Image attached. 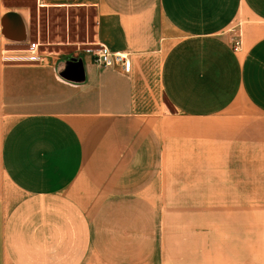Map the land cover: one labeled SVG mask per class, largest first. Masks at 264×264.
Segmentation results:
<instances>
[{
	"label": "crops",
	"instance_id": "obj_1",
	"mask_svg": "<svg viewBox=\"0 0 264 264\" xmlns=\"http://www.w3.org/2000/svg\"><path fill=\"white\" fill-rule=\"evenodd\" d=\"M8 2L0 264H264V0L24 1L93 15L129 70L3 61L31 42Z\"/></svg>",
	"mask_w": 264,
	"mask_h": 264
},
{
	"label": "rangeland",
	"instance_id": "obj_2",
	"mask_svg": "<svg viewBox=\"0 0 264 264\" xmlns=\"http://www.w3.org/2000/svg\"><path fill=\"white\" fill-rule=\"evenodd\" d=\"M24 1L12 0L7 5L10 9L26 10L24 12L27 17L30 14L31 28L28 41L39 42L42 51L63 50L70 53L79 45L86 47L84 44H88V47H95L92 43L95 27L93 15L89 16L87 12L75 8L60 11L52 8L39 10L35 3ZM8 44V47L13 49L28 45L25 42L15 44L10 41Z\"/></svg>",
	"mask_w": 264,
	"mask_h": 264
},
{
	"label": "built area",
	"instance_id": "obj_3",
	"mask_svg": "<svg viewBox=\"0 0 264 264\" xmlns=\"http://www.w3.org/2000/svg\"><path fill=\"white\" fill-rule=\"evenodd\" d=\"M234 49L242 48V38L239 34L234 38ZM85 51L93 55L94 61L101 66L122 65L126 70L130 69L127 56L121 52L112 51L105 44H95V47H87ZM2 59L7 63L29 64L40 63L45 59V51L40 49L39 42H30L27 46L16 49H6L2 52Z\"/></svg>",
	"mask_w": 264,
	"mask_h": 264
},
{
	"label": "water",
	"instance_id": "obj_4",
	"mask_svg": "<svg viewBox=\"0 0 264 264\" xmlns=\"http://www.w3.org/2000/svg\"><path fill=\"white\" fill-rule=\"evenodd\" d=\"M10 15H6V19L9 17Z\"/></svg>",
	"mask_w": 264,
	"mask_h": 264
}]
</instances>
